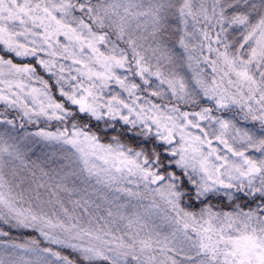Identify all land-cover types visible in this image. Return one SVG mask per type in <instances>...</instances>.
<instances>
[{
	"label": "snow or ice",
	"instance_id": "1",
	"mask_svg": "<svg viewBox=\"0 0 264 264\" xmlns=\"http://www.w3.org/2000/svg\"><path fill=\"white\" fill-rule=\"evenodd\" d=\"M0 264H264V0H0Z\"/></svg>",
	"mask_w": 264,
	"mask_h": 264
}]
</instances>
